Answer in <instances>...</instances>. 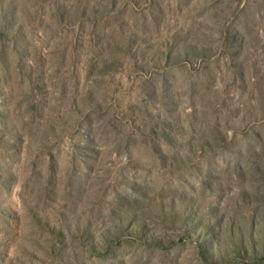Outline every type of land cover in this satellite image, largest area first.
I'll return each mask as SVG.
<instances>
[{"label":"rangeland","instance_id":"obj_1","mask_svg":"<svg viewBox=\"0 0 264 264\" xmlns=\"http://www.w3.org/2000/svg\"><path fill=\"white\" fill-rule=\"evenodd\" d=\"M0 264H264V0H0Z\"/></svg>","mask_w":264,"mask_h":264}]
</instances>
